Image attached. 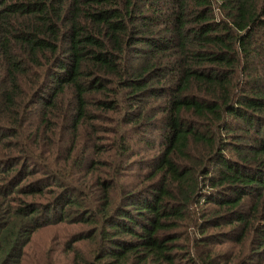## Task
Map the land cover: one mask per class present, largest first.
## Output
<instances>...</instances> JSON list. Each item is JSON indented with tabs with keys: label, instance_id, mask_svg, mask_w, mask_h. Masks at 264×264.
Here are the masks:
<instances>
[{
	"label": "trees",
	"instance_id": "1",
	"mask_svg": "<svg viewBox=\"0 0 264 264\" xmlns=\"http://www.w3.org/2000/svg\"><path fill=\"white\" fill-rule=\"evenodd\" d=\"M0 264H264V0H0Z\"/></svg>",
	"mask_w": 264,
	"mask_h": 264
},
{
	"label": "rangeland",
	"instance_id": "2",
	"mask_svg": "<svg viewBox=\"0 0 264 264\" xmlns=\"http://www.w3.org/2000/svg\"><path fill=\"white\" fill-rule=\"evenodd\" d=\"M60 227V226H59ZM60 233L59 228H44L39 231H37L32 236V240L30 243V246L25 248V252L28 250V248H46L48 245L50 239L56 234ZM51 247L55 248L56 245H50ZM49 246V247H50ZM37 250V249H36Z\"/></svg>",
	"mask_w": 264,
	"mask_h": 264
}]
</instances>
